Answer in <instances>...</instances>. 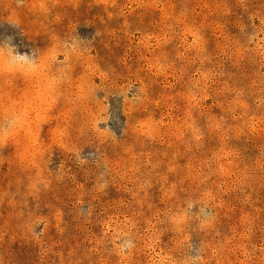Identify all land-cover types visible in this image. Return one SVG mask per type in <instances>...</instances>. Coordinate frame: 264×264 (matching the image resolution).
Here are the masks:
<instances>
[{"label":"rangeland","instance_id":"1","mask_svg":"<svg viewBox=\"0 0 264 264\" xmlns=\"http://www.w3.org/2000/svg\"><path fill=\"white\" fill-rule=\"evenodd\" d=\"M0 264H264V0H0Z\"/></svg>","mask_w":264,"mask_h":264}]
</instances>
